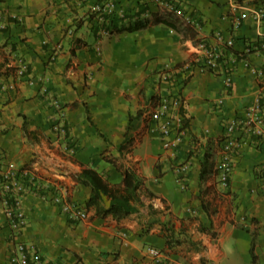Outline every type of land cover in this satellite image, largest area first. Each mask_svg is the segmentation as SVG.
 <instances>
[{
    "label": "crops",
    "instance_id": "obj_1",
    "mask_svg": "<svg viewBox=\"0 0 264 264\" xmlns=\"http://www.w3.org/2000/svg\"><path fill=\"white\" fill-rule=\"evenodd\" d=\"M113 1L118 12L112 19L92 12L105 0H0V152L15 169L30 167L45 180L57 172L62 159L54 151V110L42 93L47 86L66 106L67 132L76 145L73 160L63 162L72 199L87 210L92 191L74 179L83 166L112 185L122 183L110 160L120 157L126 139L133 148L118 163L136 168L156 197H143L139 211L121 221L89 209L87 220L72 222L50 199L28 194V224L20 233L9 227L0 201V264H11L20 243L51 264H155L151 247L169 264H264V187L257 174L264 165L263 137L238 131L240 148L227 186L220 173L210 182L209 212L200 193L208 140L222 138L228 120L258 103L264 113V19L255 15L264 0H163L200 26L198 43L222 53L219 74L183 72L168 90L159 73L192 61L198 43L165 24L115 32L165 10L162 0ZM241 14L247 18L234 30V17ZM23 66L28 72L17 81ZM225 74L233 78L230 87ZM167 91L182 99L185 116L175 152L164 148L148 114ZM220 161L218 151V169ZM183 165L187 174L180 171ZM169 221L172 231L165 226ZM167 237L182 242L170 250Z\"/></svg>",
    "mask_w": 264,
    "mask_h": 264
},
{
    "label": "built area",
    "instance_id": "obj_2",
    "mask_svg": "<svg viewBox=\"0 0 264 264\" xmlns=\"http://www.w3.org/2000/svg\"><path fill=\"white\" fill-rule=\"evenodd\" d=\"M160 5L164 7L166 12L189 21V16L177 4L162 0L160 1ZM92 12L97 18L110 17L113 19L117 15L118 10L113 0H105V5L96 4L92 8ZM255 15L258 20L264 19V5L255 11ZM246 18L247 15L245 14L234 17V30L239 29ZM225 44L233 47L234 42L228 40ZM51 60H53V56ZM221 60L222 53L219 49L213 48L210 50L204 42H200L196 45V54L192 61L178 68L167 66L164 71L159 73L158 78L165 83L168 90V88H172L177 83L178 75L183 72L187 75L197 72L219 74ZM19 72L17 81H21L22 77L26 75L28 72L27 66H23ZM223 76L225 87H230L233 83V78L226 74ZM42 93L47 103L54 110L55 119L52 130L59 147V153L56 150L54 151L62 160H58L55 163L56 166L54 168L57 172H53V175L49 178L50 180H45L32 168L31 170L25 168L21 170L15 169L12 163L8 161V157L0 152V201L4 209L5 219L12 231L16 233L22 232L28 224L24 206V200L28 194L36 195L42 200L50 199L61 208L65 216L72 222L84 221L89 218L88 211L72 199L71 192L62 179L68 175L63 169V162L70 160L76 152V145L70 140L66 128V106L47 86L42 87ZM158 99V103L150 105L148 114L155 123L156 131L162 137L164 148L175 152L179 147L182 131L184 130L183 101L178 95L169 94L168 91L162 96L159 95ZM217 102L219 105H222L224 100L219 99ZM263 123L264 113L262 112L260 103L249 108L243 117L226 122L225 134L222 137L223 146L220 150L221 165L219 173L221 174L220 180L222 186H227L229 182L234 165L233 162L240 148V138L237 132L244 130V133L246 131L249 135H259L264 139ZM183 166H181L180 171L187 174L189 167L187 165ZM259 172V177L263 181L262 186L264 187V165L260 168ZM179 178L183 179V174ZM148 254L155 264H169L166 255L157 248H149ZM10 263L51 264L40 257L35 247L27 246L24 243L17 245L16 252L11 256Z\"/></svg>",
    "mask_w": 264,
    "mask_h": 264
},
{
    "label": "trees",
    "instance_id": "obj_3",
    "mask_svg": "<svg viewBox=\"0 0 264 264\" xmlns=\"http://www.w3.org/2000/svg\"><path fill=\"white\" fill-rule=\"evenodd\" d=\"M159 24H165L176 32L183 33L186 37L189 36L192 38L195 44L199 42L198 29L200 26L197 23H193L191 19L186 21L166 11L163 14L151 13L144 18L137 17L130 21L128 25H123L121 28H118L116 31H114L118 33L134 32ZM76 48H78V45ZM158 100V98L154 99L152 104L154 105L158 103ZM26 133L29 136L27 130ZM132 142V139H126L119 149L120 157L110 160V162L113 163L123 175V181L120 185L110 184L103 174L87 166H83L81 172L74 175V179L76 180L77 184L85 185L92 191V195L87 203V211L89 209H93L96 210L97 216H112L115 220L121 221L139 211L140 207L144 205L143 197H156L155 194L151 192L150 189H148L144 177L140 175L136 168L124 165L122 162L118 163L119 159L123 155L131 152L133 148ZM222 142V138L219 140L209 139L206 146L204 147L200 174V193L204 198V200L202 199V205L206 212H209V206L207 207L205 203V197H208L212 193V187L214 185H210V182L219 173L216 157L218 151L221 150L220 146ZM54 150L59 153V147L55 148ZM70 160L73 159L70 158ZM25 169L31 170L30 167ZM106 200H109L108 207L103 205V202ZM165 226L168 231H172L173 225L170 221L167 222ZM202 231L207 232L208 230L202 228ZM167 241V247L170 250L175 249L182 242L180 238L175 237H167ZM251 252L254 262L257 261L258 257L255 254V241L252 242Z\"/></svg>",
    "mask_w": 264,
    "mask_h": 264
},
{
    "label": "rangeland",
    "instance_id": "obj_4",
    "mask_svg": "<svg viewBox=\"0 0 264 264\" xmlns=\"http://www.w3.org/2000/svg\"><path fill=\"white\" fill-rule=\"evenodd\" d=\"M257 174H258V176H259L260 172L258 171Z\"/></svg>",
    "mask_w": 264,
    "mask_h": 264
}]
</instances>
